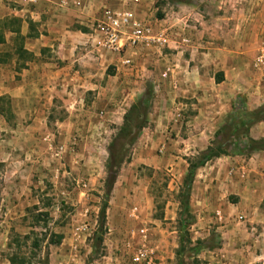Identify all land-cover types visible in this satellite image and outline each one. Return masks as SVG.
Masks as SVG:
<instances>
[{
	"label": "rangeland",
	"instance_id": "obj_1",
	"mask_svg": "<svg viewBox=\"0 0 264 264\" xmlns=\"http://www.w3.org/2000/svg\"><path fill=\"white\" fill-rule=\"evenodd\" d=\"M6 1L0 0V4H7ZM67 1L74 4V0ZM79 2L77 0L76 5ZM124 3L122 8L130 9L152 31L166 29L174 40H178L182 34L189 37L190 43L186 46L178 45L174 49L172 44L169 45L181 56L188 51L187 47L192 41L191 31H185L190 30L186 18L176 21L184 12L178 8L177 2L124 0ZM260 3L261 0H233L226 1L224 7L209 3V8H199L197 11L204 18L221 20V17H232L237 20L242 16L250 18L256 11L254 7L251 9V5H256L257 9ZM236 4L243 6L238 8ZM109 7L121 9L112 5ZM162 17L169 21L175 19L170 25L172 27L168 28V21H161ZM10 21L7 26H17L21 32V27ZM6 22L0 20V25H6ZM184 25L186 27L182 28ZM248 27L246 32L255 36L242 43L248 51L243 59L246 70H243L248 72L249 81L243 80L240 84L244 90L253 88L254 97H249V101L256 104V91L260 89V92H264V67L259 68L264 63L258 67L253 63L264 46V37L256 25ZM5 28L0 26V36L7 39V42L0 44V63L4 68L0 81L4 82L5 69L16 70L23 61H35L31 53L28 56L26 51L21 50L19 41L12 40V35L4 32ZM232 28L237 29L236 25ZM32 29L27 28L26 32L31 34ZM243 29L246 27L243 26ZM139 46L145 53V60L139 61L140 65H133L129 60L131 67H127L126 81L121 83L124 88L117 92L115 99L124 103L122 115L133 102L145 101L146 122L137 134L131 131L129 135L133 137L130 141H116L114 151L121 142L123 148L116 151V160L120 159L121 162L116 168L110 191H107L104 182L107 147L121 125L122 116L120 124L112 127L110 133L104 130L103 122L93 121L90 127L89 124L84 125L88 129L85 132L88 136L64 134L60 126L68 123L65 120L68 112L61 100L53 101L46 110L44 121L32 122L15 119L21 116L15 115L12 110L21 106L0 95V264H135L131 258L140 246H144L148 252V261L136 264L177 263L175 252L179 233L176 218L188 161L209 144L213 132L230 108L214 126L207 112L218 109L220 102L216 97L215 101L206 100L214 107L201 110L199 116L203 121L199 124L205 131L197 134L196 129L185 122L187 116L197 113V108L189 106L187 101L190 99L181 96V91L175 87V76L169 73L162 76L170 62L168 60L162 65L161 57L171 49L143 45L129 47L134 52ZM133 54L129 53L128 59L132 60ZM10 75L7 80L11 81ZM215 78H219L218 75ZM219 91L224 92V88ZM240 92L231 102L237 107L242 105L251 111L264 103L262 100L260 105L248 108L246 91ZM33 99L38 100L31 96L30 103L23 106L26 110L35 106ZM176 112L179 117L175 118ZM76 123L77 127L83 126V122ZM221 168H218L219 171ZM199 169L195 170L193 180L202 179L203 171ZM219 171L217 175L222 176L223 173ZM199 200L197 196L190 197L189 194L192 220L186 230L191 244L202 240L203 247L194 259L185 250L181 256L183 264H223L221 260L229 264L228 258L221 256L218 248L233 240V232L225 235L219 228V224L221 226L223 223L216 220L213 211L202 207ZM103 204L104 219L100 222L99 210ZM57 235L61 236L58 241ZM239 237L238 244L251 240V235L247 236L244 230H241Z\"/></svg>",
	"mask_w": 264,
	"mask_h": 264
},
{
	"label": "crops",
	"instance_id": "obj_2",
	"mask_svg": "<svg viewBox=\"0 0 264 264\" xmlns=\"http://www.w3.org/2000/svg\"><path fill=\"white\" fill-rule=\"evenodd\" d=\"M226 1L233 0L177 2L178 8L184 12L176 21L187 19V28L190 30L185 31H191L192 41L187 47L188 51L182 56L167 47L171 49L170 52L161 57L162 65L169 60V74L175 76V87L181 91V96L190 99L187 104L198 110L185 120L186 124L196 129L197 134L205 131L199 124L203 121L199 116L201 110L204 107H214L207 104L206 100L215 101L218 98L220 102L218 109L207 112L212 117L210 119L215 123L214 126L230 108L235 96L241 94L240 91H246L248 108H254L264 100V92L258 89L256 104H253L249 101V97H254L253 88L244 90L240 84L243 80L247 83L249 81L248 72L243 70V59L248 51L242 43L255 36L246 32L248 26L256 25L264 37V0H261L257 9V3L255 6L251 5V9L254 7L256 11L250 18H204L197 11L199 8H209V3H218L217 7H224ZM6 3L0 4V20H7L4 32L12 35V40L20 42L23 52H29L35 57L33 62L23 61L18 64L20 66L16 70L5 69L6 80L0 81V95H5L6 99L21 106V109L18 107L12 110V113L21 116L15 119L44 121L47 117L46 110L53 101L61 100L68 112L65 118L68 123L60 126L64 134L88 136L85 126L89 124L90 127V122L93 121L103 122L104 130L110 133L112 127L120 124L124 111L123 101L116 100L115 96L124 88L121 83L126 81V70H129L127 67H131V62L134 65L145 60V53L140 50V46L138 50L131 51L125 42V35L117 40L124 44L123 47L113 51L101 45V38L95 30L101 8L110 5L122 8L124 0H80L78 5L77 0H74V4L67 0H37L35 5L30 6H22L10 0ZM15 6L20 8L16 9ZM236 6L239 8L243 4ZM10 13L12 15L5 18ZM9 19L17 20L21 27L18 36L8 28ZM164 19L166 18L162 17L161 21H165ZM173 20L166 19L168 28L172 27L170 25L175 22ZM235 25L236 31L232 28ZM243 26L246 27L245 30ZM30 27L34 30L31 34L26 32ZM4 42L7 39L1 35L0 44ZM129 53H134V56L132 60L129 58L130 63L126 66L123 60L128 58ZM173 61L175 62L172 63ZM261 67L264 64L259 68ZM3 70L0 63V76L3 75ZM8 74L12 75L11 81L7 80ZM216 75L220 78L219 81H215ZM221 88H224V92L219 91ZM31 89L37 94H32ZM31 96L38 100L33 99L35 106L26 110L23 106L30 103ZM89 97L91 100L87 101ZM77 121L79 124L83 122V126L77 127V123L74 124ZM249 135L252 138L264 137V118L250 127ZM220 166L222 168L219 171ZM199 168L198 171H203V177L194 179L191 183L190 197L197 196L202 207L213 211L214 216L219 215L216 220L223 223L221 226L219 224V228L225 235L229 231L233 232V240L218 248L221 256H226L229 264H264V150L248 156L221 155ZM218 171L223 175H217ZM188 207L190 209V204ZM239 216L242 221L238 219ZM234 228L236 231H233ZM241 230L247 236L251 235L249 243L238 244Z\"/></svg>",
	"mask_w": 264,
	"mask_h": 264
},
{
	"label": "trees",
	"instance_id": "obj_3",
	"mask_svg": "<svg viewBox=\"0 0 264 264\" xmlns=\"http://www.w3.org/2000/svg\"><path fill=\"white\" fill-rule=\"evenodd\" d=\"M173 1L187 3L189 0ZM11 21L17 24V20L11 19ZM0 26L6 27L5 23H2ZM8 28L10 31L14 32L15 35H19V29L17 26H8ZM26 53L28 56L31 55L29 52ZM219 80L220 78H215V81ZM145 105V101L137 100L129 106L127 111L122 115L121 125L117 129V133L108 144V156L105 162L107 173L104 179L107 191H110L111 189L116 175V168L121 162L120 159L116 160V151H122L123 144L122 142L119 143L116 151H114L116 148V141L119 139L130 141L133 137L132 135H129L131 131L134 130L133 133L137 134L138 130L145 125ZM262 117H264V103L251 111H248L242 105L237 107L235 103H231L229 112L224 117L222 123L219 124L213 132L209 144L199 152L197 156L188 161L186 173L182 182V191L179 202L180 209L176 218L177 231L179 233L178 246L175 252L178 257L176 264H183L181 256L185 250L188 252V256L194 259L196 253L203 247L202 240H196L191 244L186 230V226H188L192 220L188 207V197L195 170L214 157L235 154L248 156L253 152L264 150V137L252 138L249 135L251 125L259 121ZM99 217L100 222H102L104 219V204L100 207ZM56 237V241H58L61 236L57 235Z\"/></svg>",
	"mask_w": 264,
	"mask_h": 264
},
{
	"label": "built area",
	"instance_id": "obj_4",
	"mask_svg": "<svg viewBox=\"0 0 264 264\" xmlns=\"http://www.w3.org/2000/svg\"><path fill=\"white\" fill-rule=\"evenodd\" d=\"M17 2L22 6L35 5L37 0H10ZM184 25L182 28H185ZM95 30L101 38V45L110 50L116 51L123 47V43L117 42L121 35H125V42L133 47L136 45L152 46L156 48L168 47L172 44V48L175 46H186L190 43L189 37L182 34L178 40L172 38L170 32H166V29L159 31H152L149 26L144 24L138 19L135 14L127 8L113 9L108 6H103L101 9L100 17L95 23ZM264 61V46L261 48L260 53L254 58V66H259ZM129 59L125 58L123 64H128ZM170 73V68L166 66L162 72V76ZM179 117V113H175V118ZM219 218V215L216 214ZM238 219H242L241 216ZM148 252L144 246H140L133 254L131 261L138 263L141 261H148Z\"/></svg>",
	"mask_w": 264,
	"mask_h": 264
}]
</instances>
